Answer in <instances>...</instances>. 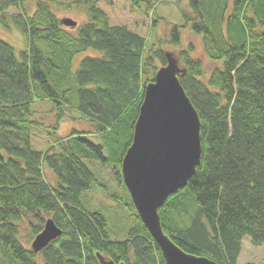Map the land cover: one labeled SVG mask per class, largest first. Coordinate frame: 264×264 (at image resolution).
<instances>
[{
    "label": "trees",
    "instance_id": "trees-1",
    "mask_svg": "<svg viewBox=\"0 0 264 264\" xmlns=\"http://www.w3.org/2000/svg\"><path fill=\"white\" fill-rule=\"evenodd\" d=\"M128 1L133 11L150 16L165 0ZM35 2L31 15L25 0H0V29H15L24 41L18 49L0 36V246L17 264H39L38 258L42 264H100L98 254L116 264H166L121 173L145 87L166 64L165 43L148 48L145 37L112 25L98 0H85L87 21L75 34L50 2ZM189 5L194 14L184 13V24L173 26L169 43L179 46L182 30L189 28L202 37L216 66L207 76L204 63L192 55L193 45L179 51L186 69L180 82L201 121L202 160L159 215L164 233L186 253L238 264L245 237L264 245V0H233L231 6L229 0H190ZM159 19L153 18L152 29ZM41 41L71 58L94 55L83 58L74 75H63L61 63L38 47ZM68 82V88H57ZM43 101L53 105L55 130L67 112L94 130L59 138L45 153L31 150V137L43 127L33 105ZM89 136H100V142ZM88 151L107 162L106 152L119 165L115 174L128 192L132 222L123 241L111 240L101 213L83 207L81 194L98 183L84 162ZM47 169L54 183L46 179ZM174 210L182 216H172ZM28 216L38 223L31 224L33 240L50 218L62 236L40 253L26 248L20 233Z\"/></svg>",
    "mask_w": 264,
    "mask_h": 264
},
{
    "label": "rangeland",
    "instance_id": "rangeland-1",
    "mask_svg": "<svg viewBox=\"0 0 264 264\" xmlns=\"http://www.w3.org/2000/svg\"><path fill=\"white\" fill-rule=\"evenodd\" d=\"M50 2L52 5V12L59 19H72L80 26L86 23L88 12L84 7L85 0H42ZM230 1V6L233 0ZM190 0H165L160 3L157 9L156 15L148 16L145 12H135L130 8L128 0H98V7L105 11L110 19L112 25H122L131 29L133 32L145 37L148 40V48L153 45L159 47L160 41L163 48L167 52H172L177 58L181 48H185L188 45L194 46L193 57L201 60L204 63L206 75L208 76L216 66L212 63L204 52L203 39L195 35L191 29H184L180 35V45H172L170 41V33L175 24L183 25L185 21L184 13L194 14L189 5ZM25 7L28 14H34L36 12L35 0H25ZM12 14H17L10 10ZM156 16L161 17L157 28H151V22ZM68 32L75 34L76 31L68 29ZM0 36L10 43H12L18 49L24 48V41L21 35L15 30L10 29L5 31L0 29ZM38 47L43 53L53 61L61 63L60 70L63 75L71 76L75 74L79 68V64L83 58L90 55H94L92 51L81 53L71 58L66 52L55 50L49 42L41 41L37 43ZM161 47V46H160ZM161 68V67H160ZM159 68V69H160ZM69 76V75H68ZM71 84V82H70ZM69 82L58 84L57 88L64 90L70 85ZM53 105L50 101L38 102L33 105V111L36 112L35 119L42 128L37 130L31 137L29 148L33 151L45 153L59 138H65L73 132H92L94 130L93 124L83 120L75 113H68L62 124L60 123L59 130H55L58 124L57 117L54 114ZM88 139L95 144L100 142V136H89ZM124 148V146H123ZM106 161L100 160L95 152L88 151L87 157L84 158V162L95 174L98 183L91 189L84 191L81 194V201L83 207L88 212L101 213L107 220V231L111 240L123 241L127 238L128 232L132 227V222L129 212L130 198L128 196L127 188L121 185L116 177L115 170L119 167L116 162H113L108 156V153H104ZM45 177L50 183L55 182L53 174L47 169L45 170ZM116 197L118 201L113 199ZM187 203L184 202V209ZM177 210L171 213V215L182 216ZM182 220L190 221L186 217ZM174 223V222H173ZM38 226L31 216L24 219L21 224L20 238L21 242L26 248H31L33 239L32 227ZM175 224V223H174ZM38 263L42 264L41 258H38ZM0 264H17L10 256L6 254L3 248L0 246ZM238 264H264V245L254 246L251 243L250 237H245L242 245V252L239 257Z\"/></svg>",
    "mask_w": 264,
    "mask_h": 264
},
{
    "label": "water",
    "instance_id": "water-1",
    "mask_svg": "<svg viewBox=\"0 0 264 264\" xmlns=\"http://www.w3.org/2000/svg\"><path fill=\"white\" fill-rule=\"evenodd\" d=\"M61 24L70 28L78 25L69 18ZM165 59L154 81L145 87L132 143L122 160V178L166 264H217L186 253L163 231L159 211L170 196L188 185L201 165L203 151L200 117L180 82L186 69L172 52H166ZM62 234L54 220L47 219L31 248L40 253ZM97 256L100 264H116Z\"/></svg>",
    "mask_w": 264,
    "mask_h": 264
}]
</instances>
